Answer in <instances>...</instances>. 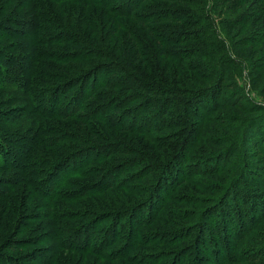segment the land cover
Instances as JSON below:
<instances>
[{
    "label": "rangeland",
    "instance_id": "374dc122",
    "mask_svg": "<svg viewBox=\"0 0 264 264\" xmlns=\"http://www.w3.org/2000/svg\"><path fill=\"white\" fill-rule=\"evenodd\" d=\"M126 1L112 0L120 7ZM263 1L154 0L152 3L147 1L146 4L150 6L148 10L143 9L145 5L141 9H136L141 3V0H136L131 4V8L139 12L138 18L143 19L142 21L149 15L146 14L148 11L155 13L154 11L165 10L183 13L182 21L153 26L152 29L157 31L155 33L158 36L159 34L163 37L167 36L169 41L176 40L175 45L172 43L162 49L155 47L147 30L141 27L136 19L118 14L115 16L100 3L88 0H0V22L6 18H9L8 20L17 18L31 24V30L27 33L21 30L15 21L11 23L10 29L0 26V61L4 55L12 59L15 57L16 61L12 62L11 66H16L19 63L18 56L27 53L28 55L25 56L29 68L36 71L31 75V71L28 70L31 89H38V100L40 95L46 93L51 100L48 104V100L42 99L40 107V103L29 106L28 93L31 91L8 83L0 67V140H3L0 141V146L9 148L5 153L8 165L14 157L16 159V162L12 163L16 167L12 169L8 167L0 171V184L9 194V200L16 204L13 209L17 215V217L12 216L13 209L7 207L8 197L0 199L2 200L0 214L3 217L0 246L3 245L2 243L7 244V249L4 250L5 256L27 255L24 259H28L29 264H38L45 256H49L40 253L38 249L42 248L35 243L40 234L46 235L43 233L45 231L41 230L43 227L39 229L43 224L39 218L47 217L48 222H54L57 211L61 216L58 219L59 224L77 226L87 219L79 222L69 221L65 217L67 211L73 209L88 211L86 217L89 218L90 210H103V208L89 209V203L97 206L106 203L108 207L105 210L114 212L122 206L119 201L124 198H134L127 191L119 188L111 189L101 197L78 198L74 203L68 201L69 198L80 197V193L85 191V186L90 180L87 173L94 166L99 167L97 163L93 165L90 163V158L94 156H88V152L92 150L89 146L97 143L117 152L105 161V164L110 173L118 170L116 176L118 182L123 179L126 183L128 177L132 178L139 173L141 179L137 183L129 180L126 186H146L143 177L148 176L149 163L143 160L145 158L148 160L150 153L158 150L154 148L157 144L149 142V137L155 141L160 137L165 138L166 142H172L178 147L186 136L190 139L195 134L198 135V141L189 151L186 165L192 172L198 169L204 171L201 173L196 171L192 178L189 177L190 175H186V178L181 176L184 180L190 179L192 182L180 181L177 186L167 191L168 195L174 191L172 195L178 199L169 206L194 213L203 211L215 213L211 222L204 220L199 227L205 233L201 238L206 240L207 236H210L214 248L211 251L217 252L216 256H220L228 245L223 247V242L220 241L218 246H215V241H218V237L222 234L218 230L213 235L210 228L212 225L216 227L217 224L223 223V218L228 220L232 216L233 220V212L224 206L222 208L221 204L234 206L233 193L239 192L243 195V200L240 199L241 206H244V210L249 211V214L253 209V217L250 219L252 223L247 225L249 229H245L239 238L237 235L234 237L236 252L251 251L253 255L264 256ZM125 10L126 8L123 9ZM125 28L132 31L131 38L127 37ZM76 34L80 39L95 45L94 47L101 53L109 54L110 61L98 58L80 64L76 58L68 59L67 55L71 52L83 50V46L71 43L70 35ZM60 36L62 41H55ZM22 42L28 45L27 49H24ZM137 46L140 47V58L136 57ZM29 49L31 53L27 52ZM163 52L172 56H179L182 53V56L187 55V57L175 61L165 57ZM80 53L84 55L86 52ZM220 58L223 63L222 76H208L210 69L214 68L213 60ZM112 62L119 64L125 73L110 74L107 66ZM131 74H134L135 78H138L139 74L143 78L153 80L156 87L174 92L177 98L172 99L174 95H165L159 98L160 100H156L158 109L152 108L148 111L145 102L149 97L148 94L122 85L120 79L128 80L132 77ZM200 76L206 80L209 78L211 82ZM110 78H115L111 81L116 87L109 89L98 87L100 83L102 87L107 86ZM189 90H193L191 94L188 93ZM203 95L207 97L203 98ZM72 97L75 99L73 106L69 103ZM150 98L155 101L157 97ZM197 98L203 105L193 104L191 108L196 114V119L201 115L205 120H197L187 130L178 132L177 128H171L176 122L171 119V115L167 118L161 117L162 100L167 101L166 103L177 101L172 106L170 114L184 117L181 108L186 100L196 102ZM63 103L65 109L60 110ZM54 106L56 108H53ZM111 106L115 108L110 109L112 113L108 114L111 121L116 119L117 122V118H120L122 113L130 115L142 111L140 119L151 116V123L154 122L153 126L156 129L144 137L145 135L127 129H120L121 131L114 129L110 123L97 120L99 112L101 111L102 114ZM30 108L39 112L37 115H31L32 120L28 118ZM88 116L90 118H87ZM166 120L167 123L163 125L162 121ZM125 121L130 122L129 119ZM190 122L192 124V121H189V124ZM5 125L14 130L16 135H13L10 128ZM148 129L147 126L145 131ZM96 134L99 137L102 135L104 140L96 137ZM72 135L78 136L80 140L72 141ZM120 148L125 149L126 152L120 154L118 151ZM229 148L233 159L228 169L221 174L210 172L209 170L219 167L218 160L223 164L228 160L223 155L227 154ZM20 172L26 174L27 178H32V181L29 185L24 182L14 187L10 180L21 176ZM105 176L107 182L110 174ZM177 179L180 180L179 175ZM34 180L37 187L33 186ZM231 188L232 194L229 193ZM244 191L247 194L246 198ZM148 194L140 197V200L132 199L131 207L144 200ZM17 196L22 197L18 199ZM249 196L253 198L249 199ZM254 200H258V203L255 204ZM255 207L257 210L254 212ZM18 208L19 210H16ZM233 209L235 208L232 207L231 210ZM9 216L12 219H9ZM143 219L145 220L140 216L137 218V220ZM21 224L25 226L29 224L30 227L26 229L23 225L19 229ZM188 224L190 223L187 222V227ZM245 226L242 225V228H246ZM155 230L177 231L180 227L154 223L143 229L145 232ZM231 231L234 230H230V234H233ZM12 234L18 236L12 238ZM28 238L30 244H33L30 249L25 246L28 242L21 241ZM49 242L42 243L43 248L50 246L51 242ZM183 245L158 247L157 250L177 252ZM34 248L36 251H33ZM205 248L202 244L194 250L191 249L190 256L197 258L195 261L192 259L191 264H208L206 261L209 260V252ZM30 251H33L32 256L29 254ZM229 253L228 251L224 254L225 259L220 263L224 264L228 261ZM252 253H245L249 255L247 259H243L246 262L228 261L225 264H264V259H251ZM78 256L76 254L71 258L77 262ZM120 264L129 263L123 261Z\"/></svg>",
    "mask_w": 264,
    "mask_h": 264
},
{
    "label": "trees",
    "instance_id": "16d2710c",
    "mask_svg": "<svg viewBox=\"0 0 264 264\" xmlns=\"http://www.w3.org/2000/svg\"><path fill=\"white\" fill-rule=\"evenodd\" d=\"M78 1V0H73ZM95 3H100V5H104L105 8L109 12H111L113 15L116 16L118 14L122 17H130L137 20V23L145 28L147 30V33L149 36L153 39L155 47L156 48H162L168 45H175L176 40L169 41L165 36H159L155 33L156 30L152 29L153 26L158 24H164V23H174L182 21L183 19V13L182 12H167L160 10L159 12L154 11L155 13H151L148 11L146 14H149L144 21H142L139 17V12H136V10H133L131 8V4H134L136 0H127L126 3L123 6H116L115 2H112V0H88ZM147 1L151 2L154 0H141V3L137 6L136 9L142 8L143 9H149V4H146ZM264 5V1L262 2ZM118 7V8H117ZM152 7V6H151ZM126 8V12L123 11V9ZM128 9V10H127ZM120 12L122 14H120ZM125 13V14H124ZM117 15V16H118ZM9 18H6L3 22H0V26H2L5 29H10V25L13 21H15L16 25L20 27L21 30H24L26 33L31 30V24L28 23V21L23 19H17V18H11V20H8ZM142 23V24H140ZM125 32L128 38H131L132 31L129 30V28H125ZM62 36H60L57 40L61 42ZM70 39H72V44H78L83 46V50H75L71 52L69 55H67V58H76L78 61H80V64H84L90 61H94L98 58H102L103 60L109 59V54L101 53L98 49H96L92 44L87 43L86 41L79 38L78 34L76 35H70ZM55 43V42H53ZM24 49H27L28 45H26L24 42H22ZM136 57L140 58V47H136ZM86 52L84 55L80 52ZM27 52H30V49L27 50ZM4 53V52H3ZM80 53V54H79ZM164 53L165 57L172 58L175 61H181L183 59H186V56H172L171 54ZM198 54V52H196ZM22 55V54H21ZM25 55H28L27 53ZM18 56V62L16 66H11L12 62L16 61V58L12 59L8 56L4 55L2 57V60L0 61V67L3 69V75L4 79L12 84L16 85L20 89H24L26 91H31L28 93V104L29 106H34L35 104H39V107L41 106L43 100H48V104L51 103V100L49 99L48 94L40 95L39 100L37 99L38 89L32 90L31 85L29 84V64L26 61V56ZM22 57V58H20ZM136 58V59H137ZM191 63V61H189ZM214 68L210 69V73L207 74L208 76H222L223 72V63L221 58L220 59H214L213 60ZM104 67V66H103ZM193 67V66H192ZM195 67V65H194ZM107 70L110 74H124L125 71L122 69V67L119 66V64H115L114 62L110 63V65L107 66ZM31 75H34L35 70H30ZM36 73V71H35ZM195 73V72H194ZM132 77L130 79L126 80L124 78L120 79L122 81V85L126 86L127 88L133 89L134 91L148 94V98L145 99V102L147 104V110L149 111L152 108H157V101L160 100L159 98L164 97L165 95H174V92H171L170 90L161 89L156 87L153 83L154 81L151 79L143 78V76L138 74V78H135L134 74H131ZM207 76V78H208ZM58 77V76H57ZM112 77V76H111ZM200 78H202L200 76ZM94 80V78H92ZM91 79V80H92ZM96 79V78H95ZM115 79V78H114ZM108 80V85L102 87V84L100 83L98 87L100 88H113L116 87L113 85L111 80ZM206 80V78H202ZM209 80V78H208ZM206 80V81H208ZM211 82V80H209ZM125 88V89H127ZM93 90V89H92ZM91 91V90H90ZM193 90H189L188 93L191 94ZM91 95V92H90ZM181 95V94H178ZM157 97L155 101L150 97ZM189 96V95H188ZM207 95H203V98H206ZM177 98L175 95L172 99ZM43 99V100H42ZM193 99V98H192ZM157 100V101H156ZM196 102H189L186 100L183 108L182 113L185 114L184 117L178 114H170L171 108L174 106V104L177 102L175 100L169 101V103H166L165 100H162L161 103V109H162V115L161 117L167 118L170 115L172 116V120L176 121L173 123L171 128H177L178 132L181 130H187L190 125L193 126V124L196 123V121H203L205 120V117L201 115H198L199 119H196V114L193 111V104L201 105L202 101L197 98L195 99ZM64 101V99H63ZM75 99L72 97L70 99L69 103L73 106V102ZM67 104V106L69 105ZM76 103V102H75ZM166 103V106H164ZM189 103V104H187ZM203 105V104H202ZM201 105V106H202ZM66 106V107H67ZM144 106V105H143ZM192 106V108H191ZM53 108H56L54 106ZM146 108V106H145ZM31 109V108H30ZM40 109V108H39ZM52 109V108H51ZM65 109L64 103L62 104L60 110ZM110 109H115L113 106L108 107L106 111H104L101 114V111L98 114V119L103 121L104 123H110L111 127L117 130L120 129H127L128 131H133L138 134L145 135L144 137H147V135H150L152 131L156 129L154 127V122L151 123V116L150 117H143L144 119H140L141 112L138 111V113L125 115V113H122L120 115V118H117L118 121L112 120L108 117L109 113H112ZM142 109V108H141ZM140 109V110H141ZM158 109V108H157ZM49 110V109H48ZM64 112L66 110H63ZM110 111V112H108ZM39 112L34 111L31 109L30 114L28 113V118L32 120L31 115H37ZM42 114V113H41ZM61 114V111H60ZM159 114V112H158ZM42 116V115H41ZM97 117V116H96ZM153 117V116H152ZM87 118H90L89 116ZM86 118V119H87ZM110 118V119H109ZM93 119V118H92ZM129 119L130 122L127 123L125 120ZM88 120V119H87ZM158 121L160 120L157 119ZM254 120V119H251ZM111 121V122H109ZM189 121H192V124ZM195 121V122H194ZM102 122V123H103ZM127 123V124H126ZM167 123L166 121H162V124L165 125ZM148 124V125H147ZM6 127L10 128L9 126L5 125ZM148 126V131H145L146 127ZM11 130V133L13 135H16V132L14 130ZM194 130V129H193ZM121 131V130H120ZM119 132V131H118ZM101 137L96 134V137H98L101 140L103 139V136ZM191 136V135H190ZM184 138L181 141L180 146H176L175 144L166 142L165 138L157 139L156 141L152 139V137H149V142L153 144H157L155 149L157 148V152L150 153V156L148 160L144 159L143 161H148V168L147 171L148 176L143 177V181L147 184L146 186L136 185V186H126L129 183V180H132V182L137 183L139 181V173H136L137 175H133L132 178L128 177L127 181L125 183V180L121 182H118V178L116 176L118 175V170L110 171L107 170V164H105V161L109 160L113 157L114 153L117 154L116 151H111L109 149L110 147H102L100 144L95 143L94 145H91L89 147L92 148L88 152V156H94L93 158H90V163L93 165L94 163H97L99 167L94 166L92 170L87 173V176H90V182L88 181L87 185L85 186V191L80 193V197H72L69 198V202L74 203L78 198H89L92 196L101 197L103 194H106L109 190H118L119 188H122L123 191H127L129 195H132L135 200H140V197H144L147 193V197L139 202L137 205L131 207V201L134 198H124V200L119 201V203L122 205L119 206V209L117 211H110L105 210L106 207H108L105 204H88L90 208L96 209V208H103V210H90L91 216L87 218V212L81 211V210H69L65 214V217L69 221L79 222L80 220H84V222L77 226H68L58 223V219L61 218L60 214L58 215L57 211H55V221L54 222H48L47 219L49 218H39L40 221L43 223L40 225V228L43 227L41 230L45 231L38 236V239L36 240V245L40 246L42 249H38L40 253H45L49 256H45L41 261H39L38 264H120L123 261L129 264H191V260L194 261L197 260V258L190 256L191 249H195V247L204 246L206 247V251L209 252V260L206 262L208 264H222L220 263L221 260L225 259V253L230 252L228 255L227 260L230 262H246L243 259H247L249 255H245V253L251 251H241L236 252V243L234 242V237L237 235L238 238L241 236L242 232L248 230L247 227L248 224L252 223L250 222V219L253 217V209L251 214H249V211L244 210V206H241L240 199H242V196L239 192L233 193V204H221L222 208L223 206L226 207L227 210L233 212L234 218L226 219L223 218V223L217 224L216 227L213 225L211 226L210 230L212 231V234L216 231H221L222 234L221 237H218V241L216 242L215 246H218V243L221 241L222 246L226 247L228 245V248L224 250L223 254L220 256H216L217 252L211 251L213 245H212V239L211 237L207 236L206 240H203L201 238L202 234H205L203 230L199 227L200 224L205 220L206 222H211L212 217L215 213L210 211H203L201 213H194V212H188L186 209L181 208H172L169 206V204L173 201H176V196L173 197L171 192L169 195L167 194V191L179 184L180 181H183L184 178H186V175H190L189 177L192 178L193 174L196 173V171H200V173L204 170L198 169L195 172H192L190 168H187L186 162L188 161V153L191 151L193 146L197 144L198 141V135L195 134L192 138ZM230 137V136H229ZM147 139V138H146ZM72 141H79L80 139L76 135H72L71 138ZM3 141V140H0ZM7 143V142H5ZM8 144V143H7ZM1 145V142H0ZM88 148V146H87ZM9 149V148H8ZM7 147L0 146V171L1 169L8 168L12 169L15 166L16 159L14 157V160L8 163H6L5 153L7 152ZM116 150V149H115ZM120 154H124L126 152L125 149L120 148L119 150ZM130 152V151H129ZM94 154V155H92ZM82 155V154H80ZM232 152L231 148L228 149L227 154L223 155L226 156L225 163H221L218 160L219 167L209 170L210 172L221 174L225 169H228V166L232 163ZM20 156V155H19ZM139 161V160H137ZM11 166V167H10ZM52 167V166H51ZM50 167V168H51ZM186 167V169H185ZM17 169V168H16ZM83 169V168H82ZM110 169V168H109ZM117 169V168H116ZM106 170V171H105ZM24 172V171H23ZM21 173V172H20ZM31 174V173H30ZM105 174H110L108 181L105 182L107 179ZM26 175V174H25ZM24 175V173H21V176H16L15 179H11V183H13L12 186L17 187L20 184H30L32 181V178H27ZM180 176V180L178 181L177 177ZM184 178H182V177ZM188 180V182H192L190 179H185L184 181ZM9 181V182H10ZM178 181V182H177ZM196 182V181H195ZM36 182L34 180L33 186H36ZM4 187V186H3ZM0 184V199H5L8 197V193L5 188H3ZM37 187V186H36ZM222 187V186H221ZM2 191V192H1ZM165 193V196L163 197V194ZM230 194H232V188L230 189ZM244 198H246V192ZM22 196H17L16 198L21 199ZM248 198V197H247ZM252 196H249V199H252ZM178 200V199H177ZM243 200V199H242ZM2 201V200H0ZM7 204L10 209H13L16 204L12 203L9 200V197L7 198ZM82 201V200H80ZM245 201V200H244ZM221 203V202H220ZM254 203H258V200H254ZM93 205V206H92ZM233 211L231 210V208ZM259 207V206H258ZM13 209V215H17L14 213ZM16 210H19L16 209ZM257 210V207H255L254 212ZM22 211V210H21ZM20 211V213H21ZM93 211H96L94 213ZM235 212L237 215H235ZM61 213V212H60ZM19 215V214H18ZM143 217L145 220H137L138 217ZM9 219H12L11 216H9ZM47 221V223H46ZM187 222L189 226L187 227ZM160 224L163 226H173L176 225V227H180V230H155L154 232H145L143 229L146 226L152 225V224ZM186 223V224H185ZM1 224H3V217L2 214H0V229ZM25 224V223H24ZM21 224L19 226V229L24 225ZM211 224V223H210ZM37 225L36 223L34 224ZM242 225H246V228H242ZM24 227H30L28 226ZM210 227V226H209ZM38 228V227H37ZM200 228V231H199ZM25 229V230H26ZM34 229V228H33ZM36 229V228H35ZM230 230L231 231L230 234ZM169 231V232H168ZM163 232V233H162ZM199 232V234H198ZM249 232V231H247ZM198 234V236H197ZM17 235L12 234V238H15ZM172 236V238H171ZM200 236V237H199ZM201 238V240H199ZM243 238V237H242ZM30 238L28 240H23L25 243L28 242L25 246L27 249H30L33 247V244H30L29 242ZM50 241L51 244L48 247L43 248L42 243H48L46 242ZM202 241V242H200ZM232 241V242H231ZM22 242V243H24ZM49 242V243H50ZM3 245L0 246V260L3 264H29L28 259H24L27 255L23 256H14L13 254H8L5 256L4 250L7 249V244L2 243ZM184 244V245H183ZM175 245H183L181 250L176 251H167L159 249L158 247L164 248L165 246H175ZM33 251H36L34 248ZM33 251H30V256ZM78 254V260L77 262L74 261L75 259L71 258L74 255ZM220 254V252H219ZM69 255L68 257H66ZM90 256H95L96 258H91ZM251 259H264V256L258 255H252ZM88 257V258H86ZM195 258V259H194ZM18 260V262H17ZM238 260V261H235ZM242 260V261H241ZM227 261V262H228ZM249 261V260H248ZM0 262V264H1ZM225 262V263H227ZM224 263V264H225Z\"/></svg>",
    "mask_w": 264,
    "mask_h": 264
}]
</instances>
